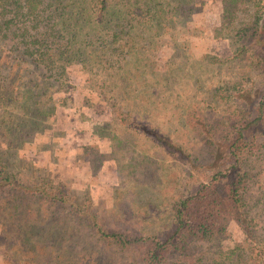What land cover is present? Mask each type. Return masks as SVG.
<instances>
[{
  "label": "rangeland",
  "instance_id": "obj_1",
  "mask_svg": "<svg viewBox=\"0 0 264 264\" xmlns=\"http://www.w3.org/2000/svg\"><path fill=\"white\" fill-rule=\"evenodd\" d=\"M228 1L194 0L181 7L182 22L174 36L156 38L138 60L158 72L141 85L140 97L124 80L92 70V63L86 68L73 65L61 88L49 85L53 79L42 85L47 94L40 99L46 106L31 109L30 115L23 107L26 100L15 95L24 94V86L33 87L32 79L43 81L45 70L25 59L22 38L12 35L21 31L17 28L22 23L8 37L0 35V164L17 182L58 191L76 206L1 189L0 264H144V249L123 250L99 239L93 222L79 212L96 216L104 229L127 238L163 239L173 224L174 203L207 180L208 172L189 167L187 156L203 158V148L181 114L198 106L211 113L218 82L239 72L236 62L209 63L233 57L237 44L230 32L252 12ZM52 107V113L46 111ZM144 128L161 140L152 143L137 135L135 144L155 155L157 165L148 172V165L126 149L134 143L136 129ZM122 135L130 141L117 149ZM251 194L256 203L251 216L263 231V190L253 187ZM259 234L264 238V232ZM244 240L243 231L232 222L211 243V253L231 260ZM262 251L264 260V243Z\"/></svg>",
  "mask_w": 264,
  "mask_h": 264
},
{
  "label": "trees",
  "instance_id": "obj_2",
  "mask_svg": "<svg viewBox=\"0 0 264 264\" xmlns=\"http://www.w3.org/2000/svg\"><path fill=\"white\" fill-rule=\"evenodd\" d=\"M193 1L0 0V35L8 37L22 23L23 27L17 28L21 31L16 30L12 35L22 38L25 59L45 70L43 81L35 83L38 81L32 79L34 86H24L25 93L15 96H23L27 102L23 107L30 115L31 109L46 106L40 99L47 94L43 84L53 79L48 84L61 88L69 67L86 68L92 63V70L109 79L124 80L140 97L141 85H146L149 76H158V72L150 71L152 65L138 60L144 59L143 53H148L153 40L174 36L182 22L181 7ZM228 3L234 7L247 6L252 12L247 11V18L241 19L230 32L233 44H237L231 59L220 62L208 55L205 58L215 61L211 64L231 66L236 62L239 72L232 79L218 82L212 95L211 113L198 106L181 114L184 126L203 148V158L196 154L187 156L189 167L209 175L189 195L174 203L170 232L163 239L127 238L116 230L104 229L96 216L79 212L88 222H93L94 235L99 239L123 250L144 249V264H264V238L259 237V232L264 230L251 216L256 205L252 203L253 187L263 190L264 199V178H260L264 176V0H229ZM54 110L52 107L46 111ZM43 111L42 114L51 115ZM136 130L134 143L122 135L120 140L117 138V149L129 142L126 149L148 165V172L150 166L157 165L155 155L135 144L137 135L151 139L152 143L161 140L147 128ZM167 147L182 152L171 144ZM133 159L131 156L130 160ZM11 188L37 195L50 204L76 209L70 197L53 189L17 182L0 164V190ZM261 206L264 211V202ZM232 222L243 231L244 245L237 247L236 257L231 260L214 256L211 243Z\"/></svg>",
  "mask_w": 264,
  "mask_h": 264
}]
</instances>
